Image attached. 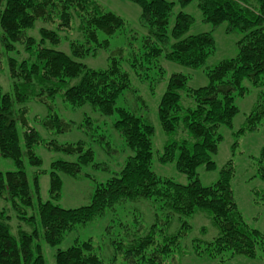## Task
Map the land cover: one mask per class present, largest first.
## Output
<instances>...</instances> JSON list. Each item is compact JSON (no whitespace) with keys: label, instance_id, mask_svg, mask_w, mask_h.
I'll use <instances>...</instances> for the list:
<instances>
[{"label":"trees","instance_id":"16d2710c","mask_svg":"<svg viewBox=\"0 0 264 264\" xmlns=\"http://www.w3.org/2000/svg\"><path fill=\"white\" fill-rule=\"evenodd\" d=\"M130 1L141 7L147 30L140 55L129 59L137 72L158 68L165 73L160 63L165 58L194 69L203 68L208 77L207 85L192 87L187 73L174 72L158 107L162 128L168 134L160 161H175L189 182L177 183L153 171V123L132 110L116 107L118 96L131 88V76L121 57H111L101 68L84 62L98 49L110 47L111 37L125 28L126 19L105 9L98 0H0V36L7 51L20 44L27 53L21 59L8 54L11 88L6 90L0 82V158H9L16 165V170H0V199L5 202L0 208V264H47L41 240L56 247L77 224L87 225L123 200L137 198L157 200L171 215L164 221L166 227L172 223V214L182 227L178 234L164 232L159 242L154 223L145 236L132 239L135 244L131 242L129 248L119 245L129 264H167L170 252L180 246L183 229L190 227L186 218L202 210L219 231L204 247L198 246L203 252L212 257L229 251L232 256L256 258L260 250L264 251V233L246 222L237 205L231 185L233 166H225L220 178L210 185L203 184L198 175L200 166L209 171L216 167L214 156L223 138L220 128L232 129L240 111L236 100L247 96L250 86L258 90L257 97L236 134L264 124V0H196L204 21L215 28L225 23L227 33L240 35L237 54L207 68V59L217 51L212 30L190 34L195 17L184 9L175 12V1ZM177 1L186 7L193 0ZM54 14L59 22L56 29L41 28L40 39L28 34L37 21L49 20ZM75 18L81 21V36L67 37V52L60 48V32L69 30ZM58 97L74 108L91 105L105 116L118 111L114 126L132 151L120 171L96 184L90 203L77 208L58 204L61 176H78L87 165L94 164V149L83 140H44L29 117V102L34 99L47 108L45 116L34 118L49 131L62 133L70 129L72 123L53 110L51 101ZM40 143L74 158L52 162L47 200L40 196L38 175L33 188L25 163L28 160V165L41 166L43 159L36 148ZM262 150L254 160L258 175L264 179ZM35 194L38 206L34 204ZM31 209L34 211L29 215ZM12 210L18 218L16 231L11 225ZM56 249V264H107L91 240H78L65 249Z\"/></svg>","mask_w":264,"mask_h":264},{"label":"rangeland","instance_id":"374dc122","mask_svg":"<svg viewBox=\"0 0 264 264\" xmlns=\"http://www.w3.org/2000/svg\"><path fill=\"white\" fill-rule=\"evenodd\" d=\"M172 1H175V12L184 9L195 17L190 34L213 31L217 51L207 59L206 68L207 66L213 67L220 60L237 54L239 34L227 33L225 23L217 25L215 28L211 23L204 21L196 0L190 2L186 7L179 5L177 0ZM98 2L105 9L114 11L126 19L127 24L123 30L111 37V45L108 49H98L93 56L85 58L84 62L92 68H101L107 66L106 64L111 57H121L122 65L131 76V88L118 96L116 107H125L127 110H132L153 123L155 131L153 136V171L161 177H170L177 183L187 184L189 182L188 176L179 170L175 161L166 163L160 161L168 134L162 128L158 107L167 88V82L174 72L187 73L190 77L189 84L192 87L207 85L206 72L203 68L194 69L174 61L171 62L165 58L160 61L165 73L161 74L158 68L139 69V72H137L130 64L129 59L138 57L143 50V36L146 35L147 30L142 23L141 7L130 0H98ZM52 18L37 21L35 28H31L28 34L40 39L39 30L41 28L56 29L59 23L57 14L52 15ZM51 19H55V21ZM80 24L81 21L75 18L69 30L60 32L62 33L60 48L68 52L70 47L67 37L80 38ZM1 31L0 29V34ZM15 47L16 49L9 53L0 36V82L6 90L11 88V81H9L7 73L8 54L20 59L27 55L23 46L16 44ZM246 84L250 86L247 81ZM257 91L256 88L250 86L247 96L237 98L236 104L239 106L240 111L235 116L232 129L226 126L220 128L223 138L218 153L214 156L216 167L209 171L205 169V166H200L198 175L203 184L210 185L220 178L225 166L232 165L234 174L231 185L242 216L247 223L264 233V179L258 175L256 161L254 160L264 148V124L254 130L247 128L244 132L236 134L254 106ZM51 102L54 103L53 110L71 122L72 125L70 129L62 133L49 131L41 120L34 118L38 114L45 116L47 108L43 103L33 99L29 102V117L31 124L40 130L44 140L49 141L55 138L59 143H74L83 140L86 146L94 149L96 157L94 164L92 162L87 165L80 175L72 177L65 173L62 174V196L58 204L64 208H77L78 206L88 205L96 184L108 180L110 176L120 171L126 158L131 155L132 151L125 144L122 134L114 126L119 117V112L116 111L105 116L91 105L74 108L63 101L61 97ZM36 148L38 156L43 159V163L40 167L31 166L28 165V160L25 158L26 171H28L33 188L34 177L35 175L39 176L40 196L47 200L50 198L48 193L51 183L49 172L51 171L52 162L58 159L73 160L74 158L68 157L64 152L45 148L43 143L37 145ZM0 170L2 172L16 170V165L9 158H0ZM3 200L0 199V208L5 206ZM2 202H4V205H2ZM34 204H38L36 194ZM33 211L31 209L28 214L31 215ZM13 212L12 210V216L14 215ZM172 215V223L167 228L164 221L171 215L169 210L163 209L161 203L157 200L152 198L123 200L111 211H107L104 216L95 218L89 224H77V228L67 232L65 239L56 247H52L41 240L45 260L47 264H56L57 247L65 249L67 246L78 242V240H91L98 254L107 264H129L128 260L124 258L120 247L129 248L131 242L135 244V240L132 239L138 238L139 235L145 236L154 223H157L156 241L160 242L166 231L178 234L182 222L178 221L175 214ZM14 217L11 219V225L16 231L18 218ZM186 220L190 223V227L183 229L184 235L178 239L180 246L175 247L174 251L170 252L167 264H264V251L262 250L256 258H248L241 254L232 256L229 251L224 255L212 257L207 252H203L198 246L204 247L208 240H212L219 232L217 227L213 224L211 216L203 210L187 217Z\"/></svg>","mask_w":264,"mask_h":264}]
</instances>
